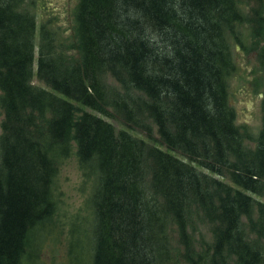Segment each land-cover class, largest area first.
I'll return each mask as SVG.
<instances>
[{"label":"trees","instance_id":"obj_1","mask_svg":"<svg viewBox=\"0 0 264 264\" xmlns=\"http://www.w3.org/2000/svg\"><path fill=\"white\" fill-rule=\"evenodd\" d=\"M246 16L237 0H78L73 55L44 25L36 46L27 0H0V264L41 242L73 142L94 179L91 264H264V91L253 148L229 99L238 26L264 33ZM150 121L166 150L132 133Z\"/></svg>","mask_w":264,"mask_h":264},{"label":"rangeland","instance_id":"obj_2","mask_svg":"<svg viewBox=\"0 0 264 264\" xmlns=\"http://www.w3.org/2000/svg\"><path fill=\"white\" fill-rule=\"evenodd\" d=\"M243 12L250 18L257 12L264 18V0H237ZM78 0H27L33 10L36 20L34 41L40 42V29L54 31L56 42H61L63 49L76 55V37L74 35V9ZM240 43H235V58L237 68L229 77V99L236 113V123L245 134L244 145L254 147L252 138L256 137L262 128V96L264 91V67L260 63V50L264 46V33L254 36L251 24L246 21L238 26ZM255 35V34H254ZM36 65L32 84L48 88L36 74ZM108 83L120 89L119 83L111 76ZM74 102V101H72ZM81 107L77 102H74ZM82 108V107H81ZM88 109V108H87ZM2 113L0 112V121ZM106 118V117H105ZM117 129L125 128L120 121L107 117ZM151 123V137L148 138L140 131L132 133L144 137L149 142L166 150L161 143L157 127ZM127 128V127H126ZM178 158L188 161L179 152L172 151ZM202 169V168H201ZM205 171V170H204ZM220 178L233 188L240 189L234 184L229 175ZM94 188V179L81 169L73 142L71 154L58 165L54 181L55 209L53 214L44 222L43 237L35 249L29 250L22 264H91L92 249L90 231L93 221V209L90 196ZM264 206V191L256 195ZM254 217L259 215V208L254 209ZM249 220L246 224L249 225ZM41 226V227H42ZM201 232L210 238L208 230L202 227ZM199 235V233H198ZM197 235V236H198ZM39 247V250L37 248Z\"/></svg>","mask_w":264,"mask_h":264}]
</instances>
